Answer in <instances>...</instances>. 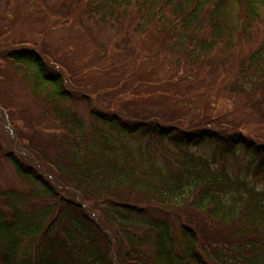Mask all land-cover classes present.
Masks as SVG:
<instances>
[{
    "label": "trees",
    "instance_id": "16d2710c",
    "mask_svg": "<svg viewBox=\"0 0 264 264\" xmlns=\"http://www.w3.org/2000/svg\"><path fill=\"white\" fill-rule=\"evenodd\" d=\"M122 1L79 0L78 4L90 18L94 13L104 17L108 13L119 20L125 15L117 10ZM125 2L130 6L131 0ZM144 2L148 5H139L137 13L142 16L140 10L147 7L145 15L153 28L166 7L177 17L176 22L161 30L163 43L169 35L187 38L189 44L198 39L194 43L206 51L216 48L225 35L235 34L236 29L238 39L243 38L264 10V0ZM74 13L71 19L78 20ZM231 17L233 23L228 25ZM78 23L81 28L84 26L83 21ZM205 32L207 35L198 36ZM154 36L150 31V37ZM35 43H14L0 51V59L3 65L9 64L8 69L19 71L25 80H30L28 85L35 94L48 95L44 102L50 112L43 115L48 118L51 114L65 136L54 140L55 149L60 148L54 160L48 161L35 147L54 148L53 141L38 142L35 135L25 130L26 123L22 129L8 118L16 146L21 143L38 160L37 166L29 167L18 155L4 154L16 177L27 183L31 192L0 191V264H209L198 251L204 235L191 225L195 221L189 222L194 215L231 229L224 243L229 249L223 246L217 252H209L213 264H264V244L261 250L258 245L264 241V191L249 180L230 176L223 167L213 169L214 159L191 151L214 145L218 154L224 156L235 155L239 149L251 155L247 169L264 175V144L252 140L244 126L223 122L225 114L198 115L190 120L130 108L149 97L145 90H126L111 102L101 101L100 90L87 92L75 82L81 73L74 75L40 40ZM183 50L180 52L192 60L194 52ZM193 60L200 61V55L195 54ZM259 60L264 61V41L250 60V66L261 77L255 82L242 76L240 80L256 84L255 88L247 91L237 82L226 93L251 99L256 93L258 102H264V65L258 67ZM73 94L87 105L92 128L85 127L75 111L60 104L73 100ZM167 94L171 95H161ZM127 101L131 110L124 107ZM0 115L5 119L1 112ZM143 140L152 143L158 154H143L140 146L139 153L132 148L133 142ZM33 198L46 199L49 210L34 216L23 207L21 210V203L30 211L36 209ZM53 208L51 220L44 224ZM95 212L100 213V219ZM178 216L180 225L173 230L172 220ZM235 224L236 231L232 232ZM137 230H143V234L137 235ZM176 231L178 235H174ZM149 242L152 255L149 262H144L139 259V249ZM227 255V260L222 261L220 257Z\"/></svg>",
    "mask_w": 264,
    "mask_h": 264
},
{
    "label": "rangeland",
    "instance_id": "374dc122",
    "mask_svg": "<svg viewBox=\"0 0 264 264\" xmlns=\"http://www.w3.org/2000/svg\"><path fill=\"white\" fill-rule=\"evenodd\" d=\"M78 1L0 0V43H3L0 44V51L7 50L14 43L30 41L35 45V42L40 40L50 49L53 57L64 63L74 75L81 73L75 79L78 85L91 93L100 90L101 101L111 102L112 98L126 90H145L146 94H150L148 98L131 105L127 101L124 107L141 108L143 112L152 115H173V118L183 117L190 120L198 115L209 117L225 114L223 122L244 126L252 140L257 144H264V102H258L256 93L252 99L240 94L226 93V90L233 88L237 82L247 91L255 88L254 83H242L241 76L254 82L261 77L260 72L250 66V60L264 41V10L260 11V16L252 22L250 31L245 33L243 38L238 39L236 29L235 34L225 35L216 48L206 51L196 46L194 42L198 39L189 44L186 43L187 38L179 39L176 35H169L163 43L161 30L177 20L176 16L171 15L169 7L163 9L159 24L153 28L145 15L147 7L143 12L140 10L142 16L137 13L139 5H148L144 0H131L130 6H126L125 0L122 1L124 3L117 10L124 11L125 15L119 20L108 13H105V17L94 13L90 18L79 6ZM73 11L79 16L77 19L84 22L82 28L78 20L71 19ZM230 15L232 16V10ZM230 23H233L232 17L227 22L228 25ZM150 31L155 34L154 38L150 37ZM178 32L181 34L182 31L178 29ZM205 34L207 35L205 32L198 36ZM5 40L8 41L7 44L4 43ZM182 48L183 52H194L193 59L195 54H199L201 60L192 61L190 55L180 52ZM3 63L0 59V112L5 116L3 119L0 115V191L14 189L30 194V187L16 177L4 154L18 155L25 162L24 166L29 167L37 166L38 159L21 143L16 146L12 136L15 134L11 130V124L7 123L8 118L22 129H25L23 124L26 123L28 129L25 130L35 135L38 142L42 139L52 140V147L56 146L54 140H63L65 134L51 114L48 118L43 115L50 112L44 102L48 100V95L35 94L34 89L28 85L30 80H25L19 71L8 69L9 64ZM263 65L264 61L259 60L257 66ZM162 92L171 95H161ZM73 95L76 96H73V100L60 104L71 108L82 118L85 127L92 128L87 105L77 100L78 94ZM92 97L97 100L95 96ZM3 107L7 110H3ZM131 146L138 153L142 151L143 154H158L154 152L153 144L145 140L133 142ZM138 146L142 148L141 151H138ZM35 148L44 153L46 160L51 161L60 146L58 149ZM191 151L208 160L214 159L213 169L223 167L230 176L249 180L258 190L264 191V175L246 167L252 160L250 154L238 149L235 155L220 156L214 145L195 147ZM155 157L159 159L157 155ZM33 199L37 203L34 206L36 209L30 211L21 203V210L23 207L31 212L32 216L49 210L46 199ZM54 212L53 208V212L45 216L44 224L51 220ZM95 216L100 219V213L95 212ZM195 216L190 217L189 222L195 221L191 225L199 234L204 235L201 237L202 243L199 244L198 251L209 264H213L209 252H217V249L223 246L229 249L224 243L231 229L209 222L202 215ZM172 222L174 230L180 225L181 216L175 217ZM232 227V232H235L236 224ZM135 233L142 235L143 230H137ZM208 233L209 236L206 235ZM174 235H178V232ZM263 244L262 240L258 242L260 250ZM151 249L150 242L141 246L139 259L149 262ZM220 258L225 261L228 255Z\"/></svg>",
    "mask_w": 264,
    "mask_h": 264
}]
</instances>
